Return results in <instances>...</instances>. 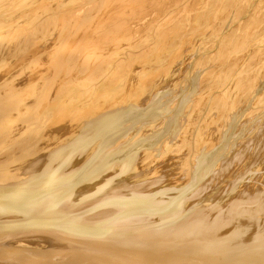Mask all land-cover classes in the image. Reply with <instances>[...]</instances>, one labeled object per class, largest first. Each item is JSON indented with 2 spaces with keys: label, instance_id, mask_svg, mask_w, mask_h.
<instances>
[{
  "label": "bare ground",
  "instance_id": "bare-ground-1",
  "mask_svg": "<svg viewBox=\"0 0 264 264\" xmlns=\"http://www.w3.org/2000/svg\"><path fill=\"white\" fill-rule=\"evenodd\" d=\"M263 124L264 0H0V264H264Z\"/></svg>",
  "mask_w": 264,
  "mask_h": 264
},
{
  "label": "rangeland",
  "instance_id": "rangeland-1",
  "mask_svg": "<svg viewBox=\"0 0 264 264\" xmlns=\"http://www.w3.org/2000/svg\"><path fill=\"white\" fill-rule=\"evenodd\" d=\"M263 128H264V124L261 125L260 128H258V129H259V132L261 131V129L263 130ZM256 131H257V132H256ZM259 132H258V130H255L254 133H252V134L250 135V137H251V136H254V137H255L256 134L259 133ZM262 134L264 135V130L262 131ZM259 135H261V134L259 133ZM263 135H262V137H263L262 139H264V136H263ZM263 152H264V150H263ZM263 152H262V154H263ZM260 157L262 158L263 156L260 155ZM263 158H264V157H263ZM263 158H262V159H263ZM263 160H264V159H263ZM255 179H256V180H259V179H257V178H255ZM259 181H260V180H259ZM258 183H259V182H258ZM258 183H257V184H258ZM258 185H259V184H258ZM256 187H257V186H256Z\"/></svg>",
  "mask_w": 264,
  "mask_h": 264
}]
</instances>
